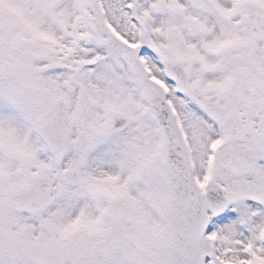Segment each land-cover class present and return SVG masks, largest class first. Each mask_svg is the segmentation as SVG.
<instances>
[{
  "label": "snow or ice",
  "instance_id": "6c2138e0",
  "mask_svg": "<svg viewBox=\"0 0 264 264\" xmlns=\"http://www.w3.org/2000/svg\"><path fill=\"white\" fill-rule=\"evenodd\" d=\"M0 264H264V0H0Z\"/></svg>",
  "mask_w": 264,
  "mask_h": 264
}]
</instances>
